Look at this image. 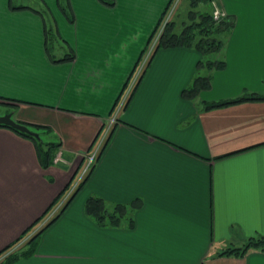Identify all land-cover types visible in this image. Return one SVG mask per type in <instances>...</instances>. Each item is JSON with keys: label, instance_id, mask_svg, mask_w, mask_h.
Listing matches in <instances>:
<instances>
[{"label": "crops", "instance_id": "1", "mask_svg": "<svg viewBox=\"0 0 264 264\" xmlns=\"http://www.w3.org/2000/svg\"><path fill=\"white\" fill-rule=\"evenodd\" d=\"M32 1L37 6L12 0L13 8L0 0V114L49 127L44 138L60 143L54 159L60 153L63 161L43 169L30 140L0 127V250L77 173L170 2L63 0L71 11L64 17L57 0ZM217 1L234 26L210 88L183 97L200 54L156 49L83 186L42 232L36 252L13 264H264L256 249L219 255L264 235V100L201 108L264 94V0ZM39 10L58 35L52 56ZM68 52L73 58L62 59ZM91 194L114 203L140 198L134 225L98 226L84 212Z\"/></svg>", "mask_w": 264, "mask_h": 264}, {"label": "trees", "instance_id": "2", "mask_svg": "<svg viewBox=\"0 0 264 264\" xmlns=\"http://www.w3.org/2000/svg\"><path fill=\"white\" fill-rule=\"evenodd\" d=\"M64 1L57 0V3L63 14L69 17L67 6ZM100 1L105 4H112L111 0ZM213 1L217 2L219 7L217 0H190V10L188 11V19H190V21L186 23L179 32L174 30V21H169L165 26L156 46V49L160 47H186L195 49L200 54L194 77L191 83L182 90V96L188 99H195L200 91L209 89L211 86V71L221 70L225 67V60L222 54L227 38L233 29L234 19L230 16H227L226 14L219 17L218 19H214L212 15ZM199 4H204L206 7L209 6V9L197 10ZM11 6L13 8L19 7L13 5L12 0ZM39 12L43 17L44 22L45 50L50 56H52V50L55 46V43L58 41V35L56 30L48 25V18L44 15V12L41 10H39ZM159 22L157 23L156 27L158 26ZM72 58V52H68L63 56L62 59ZM203 70L205 71L201 73ZM136 85L134 86L132 93L136 89ZM261 100H264V94L258 92H245L231 99L203 101L201 103V108L204 110H211L244 101ZM19 123L25 124L31 131L36 132L38 135L36 136L27 132H23L5 124H0V127L8 128L20 136L30 140L34 145L35 153L40 166L43 169H46L51 164H53V159L60 148V143L53 140H45L44 135L48 132H51V129L47 126L33 125L23 122ZM86 178L87 176L79 184L77 189L83 186ZM69 184L70 181L63 191H61V193L53 200L43 215L39 217L33 224H31L25 231H23V233H21V235L11 244L1 249L0 254L7 251L13 245L19 242L28 233V231L31 230L32 227L46 215L53 205H55L61 198ZM75 192L72 194L69 200H67L64 206L46 224H44L43 227L36 231L30 238L25 240V242H23L15 250L9 252L0 261V264H13L19 259L31 257L37 250V244L42 232L58 218V216L70 202V199L73 197ZM141 206L142 201L140 198H135L129 203H114L108 202L101 196L91 194L85 200L84 212L100 227H132L134 225L133 214L136 210L141 208ZM250 249H256L264 252V235L249 237L241 246L227 247L221 251L219 255L243 256Z\"/></svg>", "mask_w": 264, "mask_h": 264}, {"label": "built area", "instance_id": "3", "mask_svg": "<svg viewBox=\"0 0 264 264\" xmlns=\"http://www.w3.org/2000/svg\"><path fill=\"white\" fill-rule=\"evenodd\" d=\"M178 1H180V0H171L168 7L165 9L158 26L155 28L153 34L151 35L147 46L145 47L144 51L142 52L136 66H135V68H134V70L130 76V78L133 76L131 79L130 87L119 98L117 105H116V108H115V112L113 114V117L110 119L109 124H107V126L103 129V131H101V133L99 132V134L97 135V137H96L95 141L93 142L91 148L84 154L83 162H82L79 170L74 175V177L71 179L69 186L64 191L63 195L58 200V202L55 205H53V207L45 215V217L42 220V224H46L64 206V204L67 202V200H69V198L75 192V190L77 189L79 184L84 180V178L89 173L90 169L92 168L93 164L95 163V161L98 157L99 151L102 147V144L104 142V139L106 137L107 132L109 131L111 124H113L117 121V115H118L119 111L122 109L124 104L127 102V99L130 96V94L132 93L134 86L138 83L145 66L147 65L152 53L156 49L157 43L159 41V38H160L165 26L167 25V23L170 21V19L173 17V15L175 13V10L177 7L176 5H177ZM212 8H213L212 9V15H213L214 19H218L219 17L225 15V12L221 8L218 7L217 2H214V1L212 2ZM130 78H129V80H130ZM59 161H63V159H61V157H60V153H58L56 158L54 159L55 163H58ZM38 230H34V233ZM34 233L30 234V236L28 235V236L24 237V239L27 240ZM19 242H17L15 245H13L11 248H9L7 251L0 254V261L9 252L15 250L19 246V244H18Z\"/></svg>", "mask_w": 264, "mask_h": 264}, {"label": "rangeland", "instance_id": "4", "mask_svg": "<svg viewBox=\"0 0 264 264\" xmlns=\"http://www.w3.org/2000/svg\"><path fill=\"white\" fill-rule=\"evenodd\" d=\"M13 2L14 3H16V4H29L31 7H35V6H37L35 3H33V1L32 0H13ZM172 4V3H171ZM177 7H176V10H175V13H174V15H173V17L170 19V21H174V23H175V31L176 32H179L180 30H182V28H183V26L186 24V23H188L189 21H190V19H188V11L190 10V0H180V1H178L177 2V5H176ZM209 6H207L206 7V5H204V4H199L198 5V7H197V10H206V9H209L208 8ZM68 13H70V15H71V11L70 10H68ZM62 15L64 16V14L62 13ZM65 17V16H64ZM69 23L71 24V25H73V23H74V21H73V19H72V21H69ZM70 38H71V40H73L72 38H73V33L72 32H70ZM64 36V35H63ZM63 38H66L65 36L63 37ZM65 47H63V48H61V49H59V50H56V51H54V53H56V55L57 54H60V53H63L64 52V50L65 49H67V46L65 45V44H63ZM142 54V53H141ZM217 56H219V55H217ZM205 70H203L201 73H203ZM134 74V73H133ZM133 77V76H132ZM132 77L130 78V80L128 81V83H127V85H126V87H125V89H124V91H123V93L122 94H124L128 89H129V87H130V83H131V79H132ZM122 96V95H121ZM6 108V105H4V104H0V113H2L3 111H4V109ZM83 190V189H82ZM81 190V191H82ZM80 191V192H81ZM79 192V193H80ZM78 193V194H79ZM43 224L41 223V226L38 224L37 225V227H35V228H33L32 227V229L31 230H29L28 231V233L24 236V237H26V236H30V234H32V233H34V230H38V229H40L41 227H43L42 226ZM24 237L21 239V241L18 243L19 244V246H20V244H22L23 242H25V239H24Z\"/></svg>", "mask_w": 264, "mask_h": 264}, {"label": "water", "instance_id": "5", "mask_svg": "<svg viewBox=\"0 0 264 264\" xmlns=\"http://www.w3.org/2000/svg\"><path fill=\"white\" fill-rule=\"evenodd\" d=\"M0 124H5L8 126H11L17 130L27 132L33 135H38L36 132L31 131L25 124L19 123L18 121H15L10 113H4L0 114Z\"/></svg>", "mask_w": 264, "mask_h": 264}]
</instances>
